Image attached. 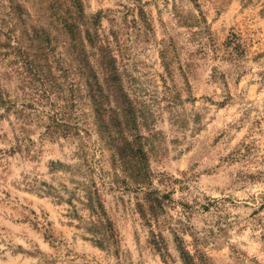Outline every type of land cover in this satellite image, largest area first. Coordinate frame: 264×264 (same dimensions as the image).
Masks as SVG:
<instances>
[{
  "label": "rangeland",
  "instance_id": "rangeland-1",
  "mask_svg": "<svg viewBox=\"0 0 264 264\" xmlns=\"http://www.w3.org/2000/svg\"><path fill=\"white\" fill-rule=\"evenodd\" d=\"M80 2L83 9V0ZM182 3L183 0H143L134 14L129 12L123 18L127 21L123 27L129 30L137 26L147 28L157 40H167L181 55L188 56L195 70L200 73L195 86L193 76L184 73L192 90L190 96L183 100L182 114L178 112L175 119H172L165 108L159 119L154 116L152 127L166 141H170L179 135L178 128L187 132V126L191 124L199 128L198 135L207 129L208 138L216 151H221L228 145L235 151V146L242 143L249 156L255 153L259 157L261 148L264 147V143L258 142L259 128L252 134L251 140L248 139L247 129H237L225 144L226 130L233 123L237 105L243 106L242 101L210 103L215 80L204 77L206 66L199 63V57L192 56L195 41L186 31L188 25L178 23L177 20L181 16ZM112 5L113 0H94L90 7L96 11L88 19V28L98 29L104 23V10L110 9ZM27 6V0H0V34L8 38L6 43L0 44V107L4 108L0 112V153L3 154L0 155V243H5L6 238L16 242V249L9 253L13 258L11 264H116L120 249L127 245L129 252H134L138 243L146 245L141 253V264H184L180 249L188 252L189 245L185 241L193 238L187 229L202 231L208 223H212V227L207 229L199 255L192 258L193 264H235L233 253L237 251L254 260L255 264H261L260 257L264 256V178L260 176L259 170L246 174L242 188L223 197L205 196L204 203H200L195 197L192 198L193 203H189L181 198L182 190L163 192L159 195L163 202L162 211L155 221L146 210L145 217L139 213L138 203L144 204V193L141 195L138 187L133 188L124 180L106 183L107 178L101 179L95 175L89 180L80 171L81 165L76 161L79 159L82 141L86 142L94 137L98 146L92 150L93 158L98 157L99 163L106 162L108 167L112 164L110 151L96 132L83 78L78 79L75 75V64L67 48L64 63L69 67L66 74L54 81L51 76L54 70L59 72L60 68L50 55L56 49L52 37L43 40L42 47L33 59L27 58L23 48L17 49L15 56L7 51L12 39L10 34L21 39L24 36L22 20ZM169 25H175L177 31L162 36ZM94 32L98 36L93 35L96 41L103 40L99 31H91V34ZM59 38L65 39L62 35ZM112 39L109 35L108 40ZM137 46L141 49L139 59L142 67L150 65L151 69L162 70L161 54L151 47V41H141ZM211 55L209 52V56ZM37 57L45 63H37ZM261 57H264V52H257L251 59V68L243 72L236 81L239 91L235 96H240L242 92L247 98L248 107L245 111L264 109V88L259 86V82H264V66L257 63ZM152 60L156 63L150 64ZM13 63L18 66L13 67ZM42 67L47 68L48 77H44ZM220 68L230 71L224 64ZM14 78L19 82L12 88ZM121 78L123 82L124 78ZM160 79L159 76L156 77L157 84ZM28 85H33L30 93L25 91ZM61 93L63 96L71 95L74 112L79 108L83 109L86 126H81L78 118L73 119L72 125L64 121L71 126V133L63 135L58 132L53 137L45 134L46 124L50 122L52 111L58 112L56 107L64 105ZM229 94L232 95L231 92ZM180 95L184 97V93ZM204 96L209 99L201 105L200 98ZM37 106L41 111L35 115L43 123L36 126L45 128V133H40L43 139L38 149L39 154L20 160L17 157V153L22 150L20 144L10 143L20 140L18 132L21 129L13 121L30 122ZM147 131L146 127H139L141 135ZM187 134L191 135L190 132ZM236 163L238 161H231V164ZM248 163L250 167H255L251 161ZM91 167L94 173L97 163H93ZM26 168L28 171H24ZM33 170L38 175H33L29 180L28 176ZM200 180L206 185L213 180L212 174L201 173ZM153 183L160 184L159 181ZM249 188H255L257 192H246L245 189ZM152 190L159 193L158 187ZM95 199L101 203V208L96 207ZM173 200L174 204L171 203ZM130 207L134 211L130 212ZM98 209H102L108 217L112 232L107 235L115 234L121 238L119 248L112 249L107 235L101 236L92 226H84V221L93 217ZM161 217L165 220L175 219L181 224L185 221L188 223L179 230L169 226L166 231L158 232L156 229ZM217 233L220 236L226 234L227 242Z\"/></svg>",
  "mask_w": 264,
  "mask_h": 264
},
{
  "label": "clouds",
  "instance_id": "clouds-1",
  "mask_svg": "<svg viewBox=\"0 0 264 264\" xmlns=\"http://www.w3.org/2000/svg\"><path fill=\"white\" fill-rule=\"evenodd\" d=\"M93 2L94 0H83V11H80L78 7H73L76 0H27V11L22 20L24 36L21 39L17 35L10 34L12 39L7 51L15 56L16 50L23 48L27 58L33 59L42 47V41L47 37H52L56 43V49L50 55L54 57L60 71L54 70L51 79L54 81L60 78L66 74L69 67L64 63L66 45L72 43V33L68 26L76 23L88 28V19L96 11L90 7ZM140 3H143V0H113L112 7L104 10V23L98 29H89L99 31L105 46L111 45L107 58L102 64L100 82L104 85L106 92L110 93V102L105 105L109 112L119 110L125 114V119L122 128L118 130H113L107 124H101V128L108 129L102 134L110 143L111 167H108L106 162L99 163L98 157L93 158L92 150L98 146V141L90 137L86 142H81L79 159L76 161L81 165L80 171L89 180L93 175L101 179L107 178L106 183H110L111 180L127 179L131 187L140 189L141 195L157 187L159 193L154 195H162L166 191L182 190L181 198L189 203H193V197L200 203H204L205 196L212 198L232 194L235 189L243 187L247 173H255L259 170L260 176L264 178V163L261 162L264 161V147L261 148L259 157L255 153L249 156L244 151L242 143L235 146L237 149L235 151L232 150L231 145L221 151H216L208 138L207 129L203 134L198 135L199 128L191 124L187 126V132L191 135H188L182 128H178L179 135L174 136L170 141H166L164 137L156 133V129L152 127L154 116L159 119L160 113L167 108L170 118L175 119L176 114L181 112L184 98L190 96L192 89L184 73L187 72L193 76V86L197 84L200 73L195 70L188 56L181 55L167 40H157L147 28L137 26L129 30L123 27L127 23L123 18L129 12L134 14ZM160 6L163 7V4ZM180 7L181 16L177 17L178 23L188 25L186 31L195 41L192 56L199 57V63L206 66L204 77L215 80L210 103L242 101L243 106L237 105L233 123L226 130L225 144L227 145L228 140L240 128L247 129L249 140L259 128L260 140L258 142L264 143V109L245 111L244 109L248 107L247 98L242 92L240 96H235V93L239 91L236 88L238 77L251 68V59L257 52H264V0H183ZM172 31H177L175 25H169L162 36ZM61 35L65 39H60ZM109 35L113 37L111 41L108 40ZM7 40L5 35L0 34V44L6 43ZM141 41H151V47L160 52L162 70L151 69L150 65L141 66L139 59L141 49L137 46ZM87 51L88 56L94 60L97 59L98 54L95 49L90 46ZM209 52L212 53L211 56ZM70 55L75 64L77 78L95 81L96 73L87 57L77 55L75 49L71 50ZM36 62L41 65L45 63L38 57ZM155 63V60L150 62V64ZM257 63L264 66V57H261ZM221 64L227 65L230 71L221 69ZM12 66L17 67L18 65L13 63ZM41 72L44 73V77L49 76L46 67H42ZM157 76L161 78L159 84L156 82ZM121 77L124 78L123 82ZM229 81L232 83L229 84ZM18 82L14 78L11 87L15 88ZM259 86L264 88V82H259ZM32 87L33 85H28L25 91L30 93ZM230 92L232 95L229 94ZM180 93H184V97H181ZM61 95L63 96V93ZM63 99V119L72 125L73 119L78 118L81 126H86L83 109L73 111L71 95L63 96ZM200 99L201 105H204V101L209 97L204 96ZM3 111L4 108L0 107V112ZM40 111V107L37 106L30 122L13 121L21 129L18 132L20 140L10 143L20 144L22 150L17 153L20 160L39 154L38 149L43 139L40 133H45L43 126H36L43 123L35 115ZM113 122H115L114 115ZM141 126L148 129L143 136L138 131ZM59 131L60 129L55 131L48 129L53 137ZM0 155L3 154L0 153ZM232 160L238 163L231 164ZM249 161L255 167H250ZM93 163H97L94 173L91 167ZM4 166H7L6 157ZM201 173H211L213 180L206 185L203 184L200 180ZM33 175L38 174L33 170L28 179L31 180ZM153 181H159L160 184L153 183ZM245 191L256 193L257 189L249 188ZM171 203L174 204L175 200ZM129 211L132 212L134 209L130 207ZM187 223L185 221L181 224L175 219L165 220L161 217L156 230L163 232L169 226L179 230ZM84 226H92L101 236L112 232L108 217L102 209H98L93 217L84 221ZM210 227L212 223L206 224L202 231L187 229L192 233L193 238L185 243L189 245L188 253L193 259L203 248L207 229ZM145 235H147V230H145ZM217 235L220 236L219 233ZM107 238L112 249L119 248L121 242L119 236L112 234L107 235ZM220 238L227 242L226 234ZM16 247V242L8 238L5 243H0V264H11L13 258L9 253ZM144 247L146 245L138 243L136 250L129 252L125 245L120 249V255L116 257V264H141L143 260L141 253ZM233 259L235 264H255L254 260H250L238 251L233 253ZM260 260L261 264H264V256L260 257Z\"/></svg>",
  "mask_w": 264,
  "mask_h": 264
},
{
  "label": "trees",
  "instance_id": "trees-1",
  "mask_svg": "<svg viewBox=\"0 0 264 264\" xmlns=\"http://www.w3.org/2000/svg\"><path fill=\"white\" fill-rule=\"evenodd\" d=\"M73 7H78L80 11H83L80 0H76V3L73 5ZM68 28L69 31L72 33V43L70 45H66V48L68 49L69 53H71L72 49H75L77 55L87 57L89 63L93 65V69L96 73L95 81H92L91 79L86 80L84 78L83 81L85 85L87 98L92 107V111L94 115V123L96 124V132L100 134L101 140L103 141L105 147L109 150L110 143L108 142L107 138L102 134L104 132H107L108 129L101 128V124L102 123L107 124L113 130H118L122 128L125 119V114L123 112L119 110H113V112L110 113L107 107L105 106L107 103L110 102L111 98H110V93L106 92V89L104 85L100 82V80H101V72L103 70L102 64L103 61L107 58L108 49L110 47L109 45L105 46L104 40L96 41V38H94V36L98 37L97 34H95V32L94 34H91L89 28L83 27L82 24L74 23L73 25H69ZM90 46L93 49H95L96 53L98 54L97 59L95 60L92 59V57L88 56L87 50ZM89 92H91V95H89ZM56 108L58 109V112L52 111V114L49 118L50 122L46 124V133L51 134L48 132V129L51 128L53 129V131H55L56 129H60L59 132L63 135L70 134L71 133L70 129L72 128L66 122H64L65 120L62 117L63 105L62 106L59 105ZM113 115L115 122H113ZM111 163H112V156H111ZM124 181L127 183L129 182L127 179H125ZM155 193L158 192L156 190L145 191L143 196L144 204L138 203V208L140 209L139 213L142 215V217H145L144 213L146 210L150 218L154 221L156 220V218H158V215L161 213L162 211L161 209L163 205L161 197L159 195H154ZM95 205L97 208L102 207L101 203L96 199H95ZM180 251L182 253V260L184 261V264H189V262L190 264H193V260L190 254L183 249H180Z\"/></svg>",
  "mask_w": 264,
  "mask_h": 264
}]
</instances>
